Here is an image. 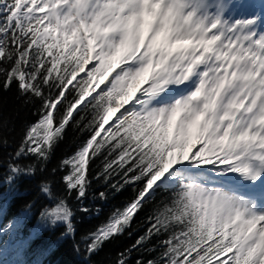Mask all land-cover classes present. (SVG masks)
<instances>
[{"label": "snow or ice", "instance_id": "1", "mask_svg": "<svg viewBox=\"0 0 264 264\" xmlns=\"http://www.w3.org/2000/svg\"><path fill=\"white\" fill-rule=\"evenodd\" d=\"M13 83L21 107L40 105L7 154L0 200L45 170L74 122L89 135L50 170L64 193L38 183L41 228L63 225L87 260L163 191L115 264L134 251L135 264H264V0H0V87ZM7 125L0 109V148ZM93 180L135 195L77 239L76 212L100 211L85 204ZM31 210L0 228V264H25L17 231Z\"/></svg>", "mask_w": 264, "mask_h": 264}, {"label": "trees", "instance_id": "2", "mask_svg": "<svg viewBox=\"0 0 264 264\" xmlns=\"http://www.w3.org/2000/svg\"><path fill=\"white\" fill-rule=\"evenodd\" d=\"M17 88L15 83L9 90H3L0 87V109H2L3 117L8 121L7 127L2 129L4 137L11 141V147L0 148V175L6 171L5 161L7 154L13 151L23 136L25 122H32L37 116L32 113L39 107L40 102L27 107H21L20 101L16 99ZM79 119V116L76 117ZM89 133H81L79 128L74 127V122L70 123L64 132V137L60 140L53 152L50 161L43 172H37L33 177L21 178L18 181L17 194L7 200H0V228L8 224L9 221L19 217L23 211V206L28 202L32 203L31 215L25 216L21 221V226L17 231V236L27 241V247L24 250L25 264H115L117 252L123 251L125 248L133 244L136 238L142 235L149 226L146 222L148 214L153 207L164 196L168 195L163 191H158L155 198L145 204L144 208L136 214L130 228L125 233L106 241L99 252L89 257L87 260L82 253H77L73 248L71 238L60 239V233L63 231V225H57L54 228H41L38 225V215L40 209L50 203L46 197L39 193L38 183L44 179H55L53 185L57 194L65 192L63 184L60 182L62 172H57L55 177L50 174L51 168L57 166L60 159L66 155H71L87 137ZM34 159L29 157L22 161L27 163ZM103 157L92 161L91 176H95L96 172L102 167L101 161ZM119 177H114L113 181ZM3 188L0 187V192ZM107 191L108 198L106 200L93 199L92 197L99 192ZM133 186H125L120 192L110 189L107 184L93 180L89 198L85 200V204L93 209L98 208V214L93 212L90 216L80 212H76L73 220L76 224V238L85 232L94 229L99 223L105 221L114 208L123 207V205L134 197ZM69 205L75 210L78 202L74 195L68 198ZM131 232V236L128 233ZM156 237L152 239L149 245L156 243ZM141 253L133 252L128 264H135V260ZM145 260L155 258L157 252L143 253Z\"/></svg>", "mask_w": 264, "mask_h": 264}, {"label": "rangeland", "instance_id": "3", "mask_svg": "<svg viewBox=\"0 0 264 264\" xmlns=\"http://www.w3.org/2000/svg\"><path fill=\"white\" fill-rule=\"evenodd\" d=\"M92 62L90 61V64H91ZM90 65H86L85 67H86V70H87V68L89 67ZM79 75H83V73H80ZM111 78V75H110V77L108 78V79H110ZM97 80H99V81H103V75H99L98 77H97ZM104 83H107V81H105ZM101 87H103V83L100 85ZM98 90V89H97Z\"/></svg>", "mask_w": 264, "mask_h": 264}, {"label": "bare ground", "instance_id": "4", "mask_svg": "<svg viewBox=\"0 0 264 264\" xmlns=\"http://www.w3.org/2000/svg\"><path fill=\"white\" fill-rule=\"evenodd\" d=\"M110 75L107 77V79L103 76V82L107 81Z\"/></svg>", "mask_w": 264, "mask_h": 264}]
</instances>
